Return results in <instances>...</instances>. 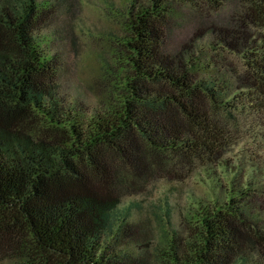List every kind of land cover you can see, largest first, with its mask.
Instances as JSON below:
<instances>
[{
  "label": "trees",
  "instance_id": "obj_1",
  "mask_svg": "<svg viewBox=\"0 0 264 264\" xmlns=\"http://www.w3.org/2000/svg\"><path fill=\"white\" fill-rule=\"evenodd\" d=\"M186 1L132 0L120 82L89 108L60 93L38 0H0V264H264V155L225 157L230 130L264 116V0L168 54ZM199 167L207 192L179 225L164 200L154 242L143 204L123 198Z\"/></svg>",
  "mask_w": 264,
  "mask_h": 264
},
{
  "label": "rangeland",
  "instance_id": "obj_2",
  "mask_svg": "<svg viewBox=\"0 0 264 264\" xmlns=\"http://www.w3.org/2000/svg\"><path fill=\"white\" fill-rule=\"evenodd\" d=\"M135 1L147 3L146 0ZM220 2L221 6L209 0L176 4L174 15L165 25L163 51L177 54L194 47L196 37L211 25L233 20L243 0ZM38 3L36 40L59 63L61 95L69 102L97 107L120 82L119 75L128 54L125 40L131 35L128 12L133 7L132 0H38ZM198 43L205 46L207 40ZM225 121L228 123V117ZM230 133L237 140L225 157L242 163L249 157L260 161L264 155V116L255 121L245 118L240 128H233ZM202 175L199 167L182 182L170 183L154 177L142 193L125 196L123 205L136 201L143 204L139 217L150 218L154 242L160 243L165 231L159 207L162 208L167 199L173 208L174 221L179 225L190 196L203 195L208 190Z\"/></svg>",
  "mask_w": 264,
  "mask_h": 264
}]
</instances>
